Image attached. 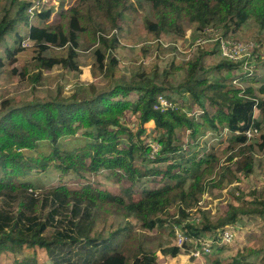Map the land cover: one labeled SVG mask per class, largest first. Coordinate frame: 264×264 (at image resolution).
Instances as JSON below:
<instances>
[{
  "label": "trees",
  "instance_id": "1",
  "mask_svg": "<svg viewBox=\"0 0 264 264\" xmlns=\"http://www.w3.org/2000/svg\"><path fill=\"white\" fill-rule=\"evenodd\" d=\"M149 1L156 12V21L146 20V26L160 38L166 32L184 36L185 21L196 22L200 28L215 21L225 22L227 28L232 22L240 28L252 21L258 29L264 28V0ZM17 6V18L14 19L9 13L0 18V42L9 33L16 32V21L26 20L28 3L22 1ZM132 7L131 0H80L77 5L63 12L58 23H47L52 9L41 10L37 16L46 22L45 27L33 26L30 35L34 40L35 52L28 64L34 71L30 74L25 64L22 76L31 82H39L43 70H51L60 64L79 70L75 58L81 31L92 43L98 44L95 55L101 72L113 71L119 62L114 56L107 62V53L118 47L119 39L112 30L119 27L123 13ZM16 38L20 40V34ZM66 46H69L67 53L44 55L45 51L53 47L61 50ZM17 50L21 52L24 49L19 47ZM197 62L190 64L189 76L175 89L177 93L184 86L190 96L203 106L195 113L194 109L184 111V108L190 109L186 103L180 106L175 103L166 111L155 109L160 95L173 103L176 98L172 91L141 72L137 80L118 84L107 91L99 92L93 85L90 95L82 98L73 94L71 98L60 95L50 101H31L9 109L0 116V195L17 199L20 206L15 214L0 209V260L7 252L20 253L30 247L34 250L46 249L53 264H164L153 250L145 248L139 236L126 231L128 227L112 230L105 235L95 229L96 224L113 217L127 219L134 216L143 222L144 227L153 229L163 223V218H158V215L167 213L169 207L177 203L194 206L198 202L206 180L215 174L222 156L229 153L227 160L230 162L236 158L234 162L237 170L248 175L254 170L255 148L264 150V98L252 86L242 87L234 83L239 78L245 80L241 73L232 74L230 78L219 76L212 83H209L208 78L193 76ZM238 64L226 61L215 68L218 72L226 69L231 74L239 67ZM195 77L198 81L192 85L190 81ZM261 92H264V87ZM132 94L137 95L136 99H131ZM206 97L211 100V105H208L217 106L215 113L207 108ZM129 110L138 114L136 139L133 131L122 121ZM257 110L260 117L256 116ZM150 121L155 123L156 139L163 145L161 157L158 154L152 161L170 159L168 154L180 150L175 145L178 129L189 132L195 141L204 137L208 129L227 128L232 132L233 140L224 153L219 152L216 156L206 153L207 156L197 162L191 158L192 164L184 173L190 174L194 168L202 171L195 175L187 187L183 172L171 173L178 165H171L167 170L155 168L144 171L141 167L151 151L149 139L147 143L141 139L147 129L145 124ZM250 127L258 129V139L249 141L245 131ZM80 133L85 139L84 145L67 149L57 146L62 138H74ZM124 137H127L128 144L122 146ZM41 142L50 144L51 150L47 155L35 157L25 154L24 150H34ZM50 165L62 172V177L68 173H95L100 169H108L121 178L127 175L136 182L147 174H160L164 171L169 180L175 182L160 188L146 189L140 199L130 201L123 195L93 188L91 184L71 189L62 183L47 192L41 201L34 192V182L23 178H29L35 168L43 172ZM221 172L225 175V172L227 174L231 170L225 166ZM180 211L183 217L187 216L185 209L180 208ZM257 212L264 215V209ZM64 213L66 215L60 218ZM240 213L239 208L233 207L227 217L217 223L207 217L200 225L184 223L179 217L174 218L172 223L181 226L189 236L213 235L227 222L236 221ZM64 222L69 225L67 229L57 228L52 236L48 235L51 225ZM124 232L130 235L120 245ZM222 247L217 246L214 254ZM181 250L175 245L164 249L163 253L174 257ZM35 254L23 257L22 260L14 257L13 264H45L40 263ZM244 258L242 252L231 261L214 255L211 262L239 264Z\"/></svg>",
  "mask_w": 264,
  "mask_h": 264
},
{
  "label": "rangeland",
  "instance_id": "2",
  "mask_svg": "<svg viewBox=\"0 0 264 264\" xmlns=\"http://www.w3.org/2000/svg\"><path fill=\"white\" fill-rule=\"evenodd\" d=\"M28 3L25 11L26 20H18L15 23V31L9 33L5 40L0 42V116L9 109L22 106L31 101H50L58 96L71 98L75 94L78 98L90 95L91 87L94 85L99 92L112 89L118 84L127 81L137 80L138 74L145 72L146 76L153 78L154 81L163 86L168 91H172L174 103L179 106L186 103L190 109L184 108V111L194 109V113L201 106L189 94L188 90L183 86L179 92H175L176 88L184 83L190 73V64L198 61V65L193 72V76L208 78L212 83L215 78L231 77L232 74L241 73L245 80L239 78L234 82L237 85L246 87L252 86L260 97L264 98V28L258 29L256 25L249 21L237 28L232 22L227 28L225 22L215 21L208 27H213L217 32L225 37L242 41H254L257 46L246 59L248 63L238 64L239 67L233 73H227L226 69L218 72L216 65L226 62L220 55L215 35L206 36L203 31L206 28H200L196 22L185 21V35L178 36L173 32L162 34L161 38L155 36L154 33L146 26V20L156 21L155 10L149 0H131L133 7L123 13L119 20V27L112 30L117 34L119 45L114 50L108 51L107 62L111 56L116 57L118 65L111 72H101L95 55L96 46L91 39L81 30L80 41L75 58L79 66V70H73L65 65H56L51 70H43L42 78L39 82H31L27 77H23L21 72L24 71L25 64L28 65L29 73H33V68L29 63L34 55V40L30 36L33 26L45 27L46 22L42 21L38 16L43 9H52V15L47 23L60 22L63 12L77 5L80 0H0V18L6 13L17 18L19 10V2ZM20 34L21 39L18 40L16 35ZM42 35V32L39 36ZM108 36H111L109 34ZM205 39H208L205 41ZM22 47L24 50L19 52L17 49ZM69 46L64 49L56 47L45 51L44 55H61L67 53ZM14 58H17L14 61ZM232 79V78H231ZM198 79L192 78L190 83L194 85ZM137 95L132 94L131 99H136ZM73 101V100H72ZM207 108L211 113H215L217 106H210L211 100L206 97ZM208 103L210 105H208ZM256 116H259L257 110ZM202 119V118H201ZM123 124L129 127L134 133L138 131L139 122L138 114L132 111H126L122 118ZM201 121V120H200ZM146 132L142 134L141 139L149 144L161 145L160 150L155 155L161 157L163 145L156 139L157 130L155 123L150 121L145 124ZM206 129V128H205ZM260 132L250 137L249 141L259 138ZM233 134L229 129H208L204 137L193 140L189 132H183L182 129L177 130V140L175 145L180 148L177 153L168 154L170 159H160L152 161L151 151L148 159L141 164V167L148 171L150 169L167 170L171 165H178L171 173H182L188 182L187 187L193 181L195 175L201 172V169L194 168L190 174L184 171L191 166L192 161L196 162L201 157H206V153L216 156L219 152H225L229 144L232 143ZM85 139L80 133L78 136L71 138L65 137L58 142V147L65 149L72 148L75 145H84ZM128 144L127 137L122 139V146ZM51 150L48 142H41L38 148L34 150H24L27 156L43 157ZM181 155V156H180ZM229 153L221 157L213 176L206 180L204 191L198 202L194 206H185L177 203L167 210V213L158 215L163 218V223L153 229L144 227L143 222L134 216L127 219L122 217H113L105 222H98L96 230L103 232L105 235L110 231L128 227L126 231L139 236L145 243L146 249L153 250L164 264H212L211 257L217 255L225 261H231L233 257L242 252L245 257L239 264H264V215L258 213L257 210L264 209V150L259 147L253 152L254 170L250 174L237 170L236 158L231 162L227 160ZM183 158V159H182ZM229 166L231 172L222 173V169ZM33 174L29 176L30 181L35 184L34 192L38 198L42 199L53 187L65 183L71 189H80L85 184H91L93 188L110 191L117 195H123L127 200H138L141 198L143 191L146 189L160 188L166 185L174 184V180L162 171L160 174H147L137 179L136 182L131 180L127 175L123 178L108 169H100L98 172H85L82 174L68 173L62 177L56 167L50 165L46 171H40L39 168L33 170ZM263 203V204H261ZM19 201L3 194L0 195V209H6L12 213H18ZM233 207L239 208L241 213L236 221H229L224 225H233L235 230V239L214 254L215 251L202 258L196 259L189 255L188 249H182L177 256H171L163 253L164 249L175 246V225L173 219L179 217L184 223L194 222L200 225L207 217L212 222H219L226 218L229 211ZM183 208L187 212V216L183 217L180 211ZM66 215L64 213L60 216ZM59 226V227H58ZM69 225L66 222L58 225H51L49 228V236L56 232L57 228L61 230L67 229ZM128 232H124L120 239V245L129 237ZM24 248L23 252H7L3 254L0 264H13L14 257L20 260L23 257L35 256L40 263L53 264L50 260L46 249L42 248ZM212 255V256H211Z\"/></svg>",
  "mask_w": 264,
  "mask_h": 264
},
{
  "label": "built area",
  "instance_id": "3",
  "mask_svg": "<svg viewBox=\"0 0 264 264\" xmlns=\"http://www.w3.org/2000/svg\"><path fill=\"white\" fill-rule=\"evenodd\" d=\"M206 28V27H205ZM206 36L215 35V40L218 45L220 55L226 60L235 63H248L246 59L250 56L257 44L254 41H242L233 39L231 37H225L216 31L213 27H208L203 31ZM208 39H205L207 41ZM175 103L168 100L164 95H160L155 103L154 108L161 111H166L174 106ZM236 133H239L236 131ZM258 133V129L250 127L245 131V134L250 138L254 137ZM151 146V157L155 155L161 148L158 143L154 144L152 141L149 144ZM175 245L181 249H187L190 256L196 259L202 258L212 254L217 246H222L233 242L235 239V230L233 225H226L219 228L213 235H201V236H189L187 235L179 225H175Z\"/></svg>",
  "mask_w": 264,
  "mask_h": 264
}]
</instances>
